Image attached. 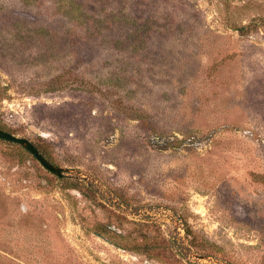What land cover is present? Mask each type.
Listing matches in <instances>:
<instances>
[{
    "label": "rangeland",
    "instance_id": "1",
    "mask_svg": "<svg viewBox=\"0 0 264 264\" xmlns=\"http://www.w3.org/2000/svg\"><path fill=\"white\" fill-rule=\"evenodd\" d=\"M0 126V264H264V0H0Z\"/></svg>",
    "mask_w": 264,
    "mask_h": 264
},
{
    "label": "water",
    "instance_id": "2",
    "mask_svg": "<svg viewBox=\"0 0 264 264\" xmlns=\"http://www.w3.org/2000/svg\"><path fill=\"white\" fill-rule=\"evenodd\" d=\"M0 138L14 142L17 144H20L25 149H27L32 155L36 157V159L50 172L58 175L59 177H63L65 175L66 171H69L70 168L63 167L60 165H57L50 160H48L45 155L39 150V148L28 138L23 136H18L14 133H11L7 130L0 128ZM103 238H105L103 235L100 234ZM108 240V239H107ZM110 242V240H108Z\"/></svg>",
    "mask_w": 264,
    "mask_h": 264
},
{
    "label": "trees",
    "instance_id": "3",
    "mask_svg": "<svg viewBox=\"0 0 264 264\" xmlns=\"http://www.w3.org/2000/svg\"><path fill=\"white\" fill-rule=\"evenodd\" d=\"M243 27H241V28H237V29H242ZM0 128H2L1 126H0ZM38 147V146H37ZM39 148V150L46 156V158H48L49 160H50V158H49V156L45 153V151H43L40 147H38Z\"/></svg>",
    "mask_w": 264,
    "mask_h": 264
},
{
    "label": "flooded vegetation",
    "instance_id": "4",
    "mask_svg": "<svg viewBox=\"0 0 264 264\" xmlns=\"http://www.w3.org/2000/svg\"><path fill=\"white\" fill-rule=\"evenodd\" d=\"M46 157V156H45ZM49 160V159H48Z\"/></svg>",
    "mask_w": 264,
    "mask_h": 264
}]
</instances>
